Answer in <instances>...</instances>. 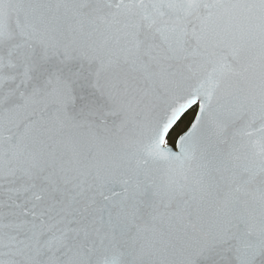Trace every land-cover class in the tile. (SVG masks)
I'll list each match as a JSON object with an SVG mask.
<instances>
[{
    "label": "snow or ice",
    "instance_id": "6c2138e0",
    "mask_svg": "<svg viewBox=\"0 0 264 264\" xmlns=\"http://www.w3.org/2000/svg\"><path fill=\"white\" fill-rule=\"evenodd\" d=\"M0 264H264V0H0Z\"/></svg>",
    "mask_w": 264,
    "mask_h": 264
}]
</instances>
